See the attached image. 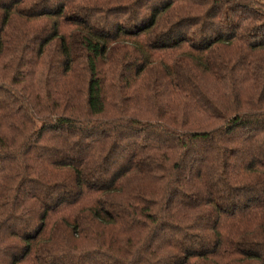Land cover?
<instances>
[{
	"label": "trees",
	"instance_id": "1",
	"mask_svg": "<svg viewBox=\"0 0 264 264\" xmlns=\"http://www.w3.org/2000/svg\"><path fill=\"white\" fill-rule=\"evenodd\" d=\"M0 264H264V0H0Z\"/></svg>",
	"mask_w": 264,
	"mask_h": 264
}]
</instances>
